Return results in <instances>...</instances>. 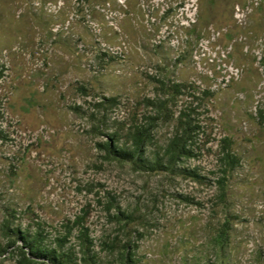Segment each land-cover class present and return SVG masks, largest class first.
Segmentation results:
<instances>
[{
	"label": "rangeland",
	"instance_id": "1",
	"mask_svg": "<svg viewBox=\"0 0 264 264\" xmlns=\"http://www.w3.org/2000/svg\"><path fill=\"white\" fill-rule=\"evenodd\" d=\"M31 245L264 264V0H0V264Z\"/></svg>",
	"mask_w": 264,
	"mask_h": 264
},
{
	"label": "trees",
	"instance_id": "2",
	"mask_svg": "<svg viewBox=\"0 0 264 264\" xmlns=\"http://www.w3.org/2000/svg\"><path fill=\"white\" fill-rule=\"evenodd\" d=\"M133 138L134 143V150L128 151V150H117L115 146L111 145L108 148L109 152H113L117 157H120L125 160H134L137 156V160L141 163L142 160L140 158V154L143 153V145L146 140L150 138V133L143 127L141 128H135L130 133ZM183 140H187V138L183 139V136L177 135L173 140H171L166 155L169 156L170 162L172 160H175L177 157H180L183 155V153H188L187 150L185 151V148H183ZM115 141H118L115 139ZM159 161H156L155 164L157 165ZM30 253L34 258H43V259H51L55 263L58 264H65V260H63L64 255H56L55 252H49L45 248H41L38 245H31ZM70 264V263H69Z\"/></svg>",
	"mask_w": 264,
	"mask_h": 264
}]
</instances>
